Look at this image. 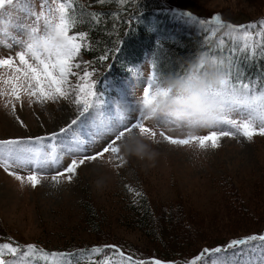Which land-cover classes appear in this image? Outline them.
<instances>
[{"label": "rangeland", "instance_id": "obj_1", "mask_svg": "<svg viewBox=\"0 0 264 264\" xmlns=\"http://www.w3.org/2000/svg\"><path fill=\"white\" fill-rule=\"evenodd\" d=\"M179 1L181 0H166L167 7L172 8L176 4L180 7H191L205 19L211 13L217 12H222L225 17L233 19L239 14L245 15L243 18L264 15V0H182L183 4ZM14 10L16 12L12 11L13 23L26 15L18 9ZM39 10L40 1L33 11ZM34 19V16L29 17V23ZM7 20L6 16L0 17V25ZM5 39L7 38L0 35V49L14 55L19 47L14 43L11 48L7 47L4 43ZM8 42H12L11 38ZM0 55L5 54L0 50ZM85 71H88L87 62L79 52L74 58L73 75L69 76V83L75 86ZM148 74V59H146L134 66L124 80L113 84L112 90L116 92L117 97L103 99L102 108L111 112L119 104L129 114L135 113L140 106L139 100L143 86L147 83ZM6 99H0V136L42 135L45 132L58 131L60 127L70 123L78 113L74 91L69 93L68 98H58L43 104L36 102L34 97L32 102H29L28 97H23L22 101L16 102L15 111L10 105L5 104ZM16 116L24 120L27 127L21 126ZM207 130L210 129H205L199 134H204ZM216 130H223V128L216 126ZM111 139L112 137L109 136L94 147H90L84 155L101 151ZM156 146L161 155L151 165L135 157L125 158V163L118 167L116 166L118 161L114 159L108 164H102V160L110 155L105 153L100 158L79 165L77 174L71 181H63L59 184L51 181V172L59 171L60 168L49 169L48 177L36 187L27 183L21 184L20 181L9 178L0 171V240L11 239L21 246L33 243L51 250L63 245L61 251H72L77 248H69L67 245L85 244L84 246L87 245L86 247L91 249V244H101L114 239L140 245L139 248H145L144 255L157 254L152 252L154 246L149 245L142 230L128 228L122 223L120 215L124 214V203L122 197L114 198V194L121 191L122 178L128 184L130 179L140 182L158 208L173 209L175 216H186L185 218L190 217V220H196L193 218L196 211L201 212L199 220L203 223L197 222L196 228L208 226L209 222L206 218L211 212L223 214L224 216L217 222V227L213 230L210 228V231L201 234V237L239 236L264 227L263 135H254L252 140H248L239 132L231 137H221L219 146L210 148L203 162L195 166L189 163L183 147L167 141H162ZM71 158V155L63 158L64 167ZM100 177H106V180L104 185L98 188L94 181ZM230 187L241 189L245 195L244 201L248 202L256 216L240 219L236 213L233 219L228 217L230 213L228 214L226 210L227 200L220 190L224 188L225 191ZM256 197L261 204L256 207L259 211L254 208L255 205L252 202V198L257 199ZM110 199L119 203V210L111 220L112 226L103 223L104 231L101 234H94L90 224L84 223L83 228L75 229L73 241L64 243L70 240L64 238L69 237L68 231L71 227L68 224L79 225L87 217L83 206L88 200L96 203L100 211L104 208L103 212L107 216L108 206H111ZM178 201L186 203L185 206L177 205ZM251 211L250 213H253ZM248 223H253L256 227L247 230L246 225L253 226ZM132 244L126 245L132 247ZM97 254H92V257ZM119 259V256H115L107 264H113L114 260L119 261ZM79 264H91L89 257H83V262Z\"/></svg>", "mask_w": 264, "mask_h": 264}, {"label": "snow or ice", "instance_id": "obj_2", "mask_svg": "<svg viewBox=\"0 0 264 264\" xmlns=\"http://www.w3.org/2000/svg\"><path fill=\"white\" fill-rule=\"evenodd\" d=\"M35 8L32 0H0V17H8L0 25V35L11 38V43H4L11 48L13 43L19 50L7 55H0V97H7L6 105L16 109V102L26 94L29 102L35 98L41 104L58 98H68L74 91L78 113L70 123L58 131L45 132L42 135H8L0 139V169L16 178L21 184L36 187L49 175V169L60 168L51 172V181L59 184L71 181L77 174L79 165L110 153V160L118 161L117 167L125 163L119 149L120 138L131 129L155 138L158 134L173 145L198 143L201 146L218 147L220 138L241 133L248 140L254 135H264V84L246 82L239 71H233L231 61H225L215 55H205L219 59L226 67L227 77L224 82V96L227 106L226 114L204 134L190 136L170 135L163 129L157 132L145 117V109L154 93L164 89H153L158 76L153 71L143 86L140 106L135 113L129 112L119 104L114 111L102 108V93L95 90L97 81L89 79L91 73L85 71L75 86L69 83L73 75L74 58L81 50L85 32L70 34L74 19L71 0H40V10ZM12 9H18L26 15L15 23L12 21ZM191 15V13H188ZM35 19L29 23V17ZM212 20L226 30L244 49L255 51L256 35H264V27L259 33L250 31L251 24H232L221 20L219 14ZM264 25V21H261ZM235 51V49H233ZM264 54V52H262ZM155 68V65H153ZM21 126L27 127L24 120L16 116ZM147 122V123H146ZM222 126L223 130H216ZM111 136L112 139L101 151L84 155L90 147ZM79 153L80 155H74ZM71 155V161L63 166V158ZM108 255L95 264H107L110 255L117 254L119 261L113 264H182L181 261H165L155 256L139 259L126 254L116 244L93 245L89 252L101 253L109 250ZM84 253L85 249L78 250ZM51 259L52 264H77V250L48 252L36 244L26 245L0 243V264H33V260H43L45 264ZM183 264H264V232L234 237L224 244L214 247L205 246L201 251Z\"/></svg>", "mask_w": 264, "mask_h": 264}, {"label": "trees", "instance_id": "obj_3", "mask_svg": "<svg viewBox=\"0 0 264 264\" xmlns=\"http://www.w3.org/2000/svg\"><path fill=\"white\" fill-rule=\"evenodd\" d=\"M179 3L184 2L181 0ZM71 4L74 24L69 31L70 34L86 33L81 51L87 60L88 72L91 73L90 79L97 81L98 88L106 86L108 79H112L114 83L121 80L130 73L134 66L146 59H149L148 65H150L151 73L155 71L159 76L162 72L183 71L187 67V60L197 54L215 55L226 62L230 60L233 71L241 72L246 82L254 83L258 88L264 84V54H262L264 35L254 36L257 41L255 51L244 49L239 42L234 41L227 34L225 29L220 28L212 20L213 16L219 14L221 20L226 23L251 24L252 28L249 30L259 33L260 28L264 27L261 24V21H264V15L243 18L245 15L239 14L233 19L225 17L222 12H217L211 13L206 19L199 20L196 17L187 16L186 9L183 6L180 7L179 4L168 8L166 0H71ZM189 9L198 13L191 7ZM120 184L122 185L121 191L114 194V198L122 197L124 214H121L120 218L123 225L142 230L149 245L154 246L152 252L157 254L144 255L145 248H139L140 245L123 240L110 239L101 244H91L92 246L118 244L125 251L135 254L136 257L155 256L166 261L178 260L183 263L197 255L205 246L214 247L234 237L264 232L263 227L255 232L239 236L212 237L206 235L207 237H201V234L208 233L210 228L212 230L216 228L219 218L224 215L211 212L206 218L209 222L208 226L196 228L197 222L203 223L199 220L201 212L196 211L193 217L196 220H190V217L185 218L186 216H175L173 209L158 208L140 182L130 179L128 184L122 178ZM224 188L220 192L227 200L226 210L228 214L230 213L229 218L233 219L236 213L240 219L256 216V213L251 211L248 202L244 201L245 195L239 187H230L225 191ZM256 198H252L254 208L261 205L259 198ZM252 202L250 203L253 205ZM110 204L108 211L106 210L108 215L105 216L104 208L100 211L96 203L88 200L83 206L87 217L79 225L68 224L71 227L68 231L70 234L68 233L69 237L64 238L70 240L64 243L73 241L75 229L80 230L84 223L90 224L94 234H101L104 231L103 223L112 226L111 220L119 210V203L110 199ZM178 204L182 207L186 203L178 201ZM213 222H215L214 225ZM248 225H253V223H248ZM255 227V224L251 227L246 225L247 230ZM126 244L133 246L129 247ZM84 245L69 244L67 247L83 248L89 253L90 249ZM62 247H55V250H60ZM109 252L110 250H102L95 256L100 259Z\"/></svg>", "mask_w": 264, "mask_h": 264}, {"label": "clouds", "instance_id": "obj_4", "mask_svg": "<svg viewBox=\"0 0 264 264\" xmlns=\"http://www.w3.org/2000/svg\"><path fill=\"white\" fill-rule=\"evenodd\" d=\"M183 71L162 72L153 89L162 88L163 92L154 93L145 109L148 123L170 135L190 136L215 125L227 111L224 96L226 67L219 59L197 54L187 60ZM164 141L159 134L153 138L138 129L127 131L119 140L120 153L124 158L135 157L155 163L161 155L156 146ZM184 148L189 163L200 164L212 146H201L192 142L179 145ZM109 157L102 164L110 163ZM106 177L97 178L96 187H102Z\"/></svg>", "mask_w": 264, "mask_h": 264}]
</instances>
